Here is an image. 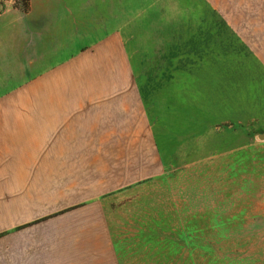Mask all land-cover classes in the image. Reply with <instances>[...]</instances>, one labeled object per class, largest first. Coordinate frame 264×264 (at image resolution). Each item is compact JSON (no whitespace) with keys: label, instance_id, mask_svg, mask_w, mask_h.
Listing matches in <instances>:
<instances>
[{"label":"crops","instance_id":"obj_1","mask_svg":"<svg viewBox=\"0 0 264 264\" xmlns=\"http://www.w3.org/2000/svg\"><path fill=\"white\" fill-rule=\"evenodd\" d=\"M166 14L168 41L215 59L218 94L264 128V0H167ZM52 30L0 43L23 59L0 104V264H117L104 199L162 161L123 33L68 56Z\"/></svg>","mask_w":264,"mask_h":264},{"label":"rangeland","instance_id":"obj_2","mask_svg":"<svg viewBox=\"0 0 264 264\" xmlns=\"http://www.w3.org/2000/svg\"><path fill=\"white\" fill-rule=\"evenodd\" d=\"M166 13L167 0H0V37L14 36L0 43L56 29L81 53L123 33L162 173L104 199L117 264H264V128L218 94L215 59L181 32L168 41ZM22 63L0 59L1 105Z\"/></svg>","mask_w":264,"mask_h":264}]
</instances>
